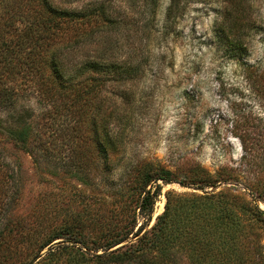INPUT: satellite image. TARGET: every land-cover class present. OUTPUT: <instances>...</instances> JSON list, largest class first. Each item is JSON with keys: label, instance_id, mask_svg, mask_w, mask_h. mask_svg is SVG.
Masks as SVG:
<instances>
[{"label": "trees", "instance_id": "obj_1", "mask_svg": "<svg viewBox=\"0 0 264 264\" xmlns=\"http://www.w3.org/2000/svg\"><path fill=\"white\" fill-rule=\"evenodd\" d=\"M160 4L150 0V14ZM229 4L223 22L251 23L243 19L245 0ZM188 5L170 0L165 22L171 31ZM117 8L115 0H0V264L246 263L250 238L264 220L256 204L264 202V116L251 114L236 132L246 168H223L215 178L193 165L185 179L202 193H166L165 211L151 225L162 195L159 181L170 184L171 172L142 161L125 183L113 176L127 164L121 146L133 123L135 100L126 86L143 77L148 63L143 56L117 58L111 40L120 21ZM239 27L245 30V24ZM244 67L264 112V70ZM96 101L106 106L100 123L89 115ZM5 145L29 155L40 178L75 179L91 189L88 200L106 207L79 223L98 229L92 246L71 226L16 214L22 165L11 160ZM94 151L105 158L101 172L90 156ZM53 166L62 173L50 172ZM225 181L246 191L219 190Z\"/></svg>", "mask_w": 264, "mask_h": 264}, {"label": "rangeland", "instance_id": "obj_2", "mask_svg": "<svg viewBox=\"0 0 264 264\" xmlns=\"http://www.w3.org/2000/svg\"><path fill=\"white\" fill-rule=\"evenodd\" d=\"M115 2L120 21L112 29L111 40L118 46L117 58L143 56L148 63L143 77L126 86L135 100L133 123L121 146L127 164L118 166L113 176L118 181L122 177L119 185L125 183L133 166L142 161L159 163L171 172L169 178L174 181L167 185L159 181L162 195L154 207L153 225L165 211L166 193H202L185 179L193 165H200L215 178L223 168H246L236 132L244 118L251 121V114L264 116L244 67L258 65L264 70V0H245L243 19L251 21L247 26L242 21L223 22L224 10L232 8L230 0H189L172 31L165 22L170 0H161L155 14H150V0ZM244 24L243 31L239 26L244 28ZM89 51L93 47L86 54ZM32 106L36 108L34 103ZM105 110L96 101L89 115L100 123ZM5 148L11 160L22 165V199L16 214H34L39 220L45 217L57 227L71 226L74 234L82 235L92 246L98 229L91 223L83 227L79 223L90 222L98 212L104 214L106 207L88 200L91 189L75 179L48 174L40 178L29 155L10 145ZM90 156L101 172L103 154L94 151ZM49 170L63 171L54 166ZM220 184L219 190L233 188L235 195L247 188L233 181ZM256 204L264 211V202ZM248 246L243 264H264V220L256 224Z\"/></svg>", "mask_w": 264, "mask_h": 264}]
</instances>
